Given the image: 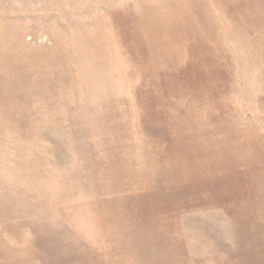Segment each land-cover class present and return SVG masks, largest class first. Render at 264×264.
I'll return each instance as SVG.
<instances>
[{"label":"rangeland","instance_id":"obj_1","mask_svg":"<svg viewBox=\"0 0 264 264\" xmlns=\"http://www.w3.org/2000/svg\"><path fill=\"white\" fill-rule=\"evenodd\" d=\"M0 264H264V0H0Z\"/></svg>","mask_w":264,"mask_h":264}]
</instances>
